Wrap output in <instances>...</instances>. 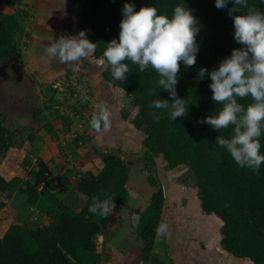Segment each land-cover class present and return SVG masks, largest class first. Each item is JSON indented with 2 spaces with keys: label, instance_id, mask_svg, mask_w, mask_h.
Instances as JSON below:
<instances>
[{
  "label": "trees",
  "instance_id": "1",
  "mask_svg": "<svg viewBox=\"0 0 264 264\" xmlns=\"http://www.w3.org/2000/svg\"><path fill=\"white\" fill-rule=\"evenodd\" d=\"M3 1L0 0L2 78L5 71L8 72L6 77L11 74L7 71L11 66L16 64L21 70L20 64L23 63L18 38L20 17L14 12H5ZM72 1L80 6V30H86L89 39L97 44L92 56L101 60L106 44L118 38L121 9L126 0ZM128 2L135 3L137 11L153 4L158 13L169 16L175 6L184 2L198 18L201 28L197 36L200 48L196 63L187 69L181 64L177 84L179 97H192L188 113L173 121L166 112L158 110L161 119L154 121L149 108L151 101L154 98L169 99V93L157 86V73L151 68L140 73L137 65L126 61L130 69L126 80H114L110 69L103 67L102 75L113 89L109 98L123 108L124 121L142 132L141 145L136 152L130 153L118 148H103L98 152V166L82 172L65 198L51 192L47 185L50 171L41 160L36 161V169L28 171L24 178L15 176L7 180L0 173V192L9 195L18 190L25 196L23 210L36 209L47 218L41 224L31 225L14 217L6 220V230L0 236V264H102L103 255L98 251L96 237L103 233L114 234L121 221L122 210L128 207L127 187L136 167L140 171L148 170L147 182L153 188L147 207L137 210L139 221L136 228L142 240L141 264H152L156 227L166 200L163 188L155 177L157 157H162L167 170L186 167L183 183L194 187L202 212L213 214L222 222L219 231L223 249L237 258H248L253 264H264V163L259 174L239 167L230 154L215 143L219 135L230 138L233 127L230 125L218 131L206 123H198L220 107L212 100L210 77L206 75L204 80H198V70L206 67L211 71L231 54L232 49L241 47L233 37V18L228 15L227 9L217 8L215 0ZM250 2L256 3L257 0ZM229 7L232 5L229 4ZM258 7L264 10V3H259ZM64 77L72 78V73L68 71ZM81 77L80 80L72 78L75 84H67L64 93L67 91L76 100L93 98L91 90H85L87 85ZM59 78L44 83L45 87L59 91L52 87V83ZM107 102L110 103V100ZM239 102L247 105L251 103V98L239 99ZM38 113V109L34 110L33 115ZM5 120V115L0 112V163L12 147L21 148L33 139L30 129L20 127L11 130ZM260 143V151L264 153V136L260 138ZM27 159L24 165L29 164ZM101 190L112 195L115 202L114 212L106 218L88 212L92 197L99 195ZM3 207L4 202L0 200V211Z\"/></svg>",
  "mask_w": 264,
  "mask_h": 264
},
{
  "label": "crops",
  "instance_id": "2",
  "mask_svg": "<svg viewBox=\"0 0 264 264\" xmlns=\"http://www.w3.org/2000/svg\"><path fill=\"white\" fill-rule=\"evenodd\" d=\"M24 2L29 4L32 18L37 20L34 25L32 24L31 35L25 33L30 40L28 44L27 42L24 44L27 48L23 50L21 70L15 64L7 70L11 73L9 76L6 77L8 72L5 71L3 80L12 91L8 95L10 98H1L0 112L5 115V123L11 130L15 129L17 119L24 113L27 125L22 127L30 129L33 139L31 143L21 148L12 147L3 156L0 173L7 180L15 176L24 178L28 171L36 169V161L41 160L47 164L50 171L47 185L51 192L65 198L74 188L82 172L94 170L98 166L100 163L98 152L105 147L118 148L127 153L136 152L141 145L143 134L124 121L121 110L123 108L109 98L113 89L102 75L103 65L100 64V59L90 54L79 61L78 65H65L60 64L55 58L48 57L44 51L52 39H57L60 35L79 33V5L73 7L68 0H23ZM23 12L27 13V9L21 10L20 13ZM22 65L30 80L20 79V76H25ZM68 71L83 76L81 79L87 85L86 89H89V86L94 96L97 93L98 98H95V101L110 100L108 105L112 123L107 132L103 130L96 132L93 129L88 132L85 126H74L75 124L71 127L72 123L78 121L77 115L84 107L82 98L76 100L69 94L66 98H55L57 96L55 93L48 96L44 83L58 76L64 77ZM82 72L90 73L89 77ZM9 77L11 81L8 82ZM18 90L19 93H16ZM47 96L48 98H45ZM37 109L39 113L34 116V110ZM72 128L76 131L80 128L82 136L76 137L77 134H73L75 136L73 138L68 135L67 140H73V144L68 142L67 145H63L60 143V137L72 133ZM26 159L29 161L28 165H24ZM140 164H143L142 161ZM160 166L163 167L164 162L156 160L155 167L159 172L162 168ZM138 171L140 172L136 167L132 173L136 174ZM133 174L127 187L128 207L122 210L121 221L116 226L114 234L103 233L104 241L97 246L103 255L102 264H141L142 240L136 232L139 221L137 210L147 207L153 188L147 182L146 175L144 177L141 174ZM156 176L157 180L158 177L160 179L158 182L166 197L160 222H166L169 230L165 237L155 235L152 264H253L248 258H237L223 249L219 231L222 222L213 214L205 215L202 212L195 189L179 190L177 187L166 185L160 173ZM175 177L170 176L169 179L172 181ZM24 198L25 196L18 190L9 195L0 192V200L4 202L1 212L11 208L12 210L8 212L9 217L12 216L20 222H29L31 216L25 213H31V208L23 210ZM39 213L40 220L47 221L46 216ZM2 228L0 236L6 230V224Z\"/></svg>",
  "mask_w": 264,
  "mask_h": 264
},
{
  "label": "clouds",
  "instance_id": "3",
  "mask_svg": "<svg viewBox=\"0 0 264 264\" xmlns=\"http://www.w3.org/2000/svg\"><path fill=\"white\" fill-rule=\"evenodd\" d=\"M259 3L264 0L256 3L215 0V6L227 9L233 18V37L241 47L232 49L231 54L211 71L200 67L197 77L198 80H204L206 75L210 77L212 100L220 106L198 123H206L218 131L231 125L232 136L219 135L215 143L230 154L239 167L249 168L256 174L264 163V153L260 151V138L264 136V10L258 7ZM121 12L118 38L106 44L100 64L110 69L114 80H126L130 72L126 61L137 65L140 73L153 69L159 77L158 88L169 93V99L154 98L149 104L153 120L159 122L161 119L158 110L166 112L173 121L186 116L192 97H179L177 84L181 64L187 69L196 63L200 48L197 36L201 28L198 18L184 2L174 7L171 16L158 13L153 4L137 11L135 3L128 0ZM96 47L86 30H80L77 35L52 39L44 51L60 64L75 66L94 53ZM246 97L251 98V103L239 102ZM94 108L89 121L91 129L107 132L112 123L109 105L101 100ZM114 209V197L103 190L92 197L88 206V212L100 218L108 217ZM168 230V224L161 221L156 235L165 237Z\"/></svg>",
  "mask_w": 264,
  "mask_h": 264
},
{
  "label": "rangeland",
  "instance_id": "4",
  "mask_svg": "<svg viewBox=\"0 0 264 264\" xmlns=\"http://www.w3.org/2000/svg\"><path fill=\"white\" fill-rule=\"evenodd\" d=\"M26 1H33V0H26ZM69 1H70V4L71 3L73 4V7L76 5L72 0H68V2ZM68 7H69V5H68ZM2 9L5 12H14V13H16L20 17V19H19L20 25H19V30H18L19 44H20V47H21V50H20V54H21L20 55V60H24L23 50L25 51L26 48H27L26 45H24V44L26 42L28 44V42L30 40L29 39V36L27 37L25 33L28 32V35L29 34L31 35V31L33 29L31 31H30V29L35 24V22H36L37 19L32 18V16H31L32 13H29V10H30L29 4H26L25 2L23 3V0H4L2 2ZM26 9H27V13H24V12L23 13H20L21 10H26ZM17 63H18V61H17ZM1 71L2 70H0V74H2ZM82 74L87 75L88 77L90 75V73H85V72H82ZM78 75L72 73V78H77L78 77V79L80 80V78H79ZM9 81H11V77L8 78V82ZM7 85L5 84V81L3 80V78L0 77V109L2 108L1 107V98H10L8 95L10 94L9 92L12 91V88L9 87V86H7ZM88 88L89 89H85V90H87V92H88V90L89 91L91 90L90 87H88ZM44 89H45V91H47L48 96H50L51 93H52V95H53V93H55V95H57V96H55V98H57V97L58 98H66V96L68 95L67 91H65V93H66V95H65L64 91H52L48 87H45ZM35 90H36V92H38V89L37 88H35ZM16 93H19V90L16 91ZM20 94H22V93L20 92ZM82 94H84V93L82 92ZM48 96L45 97V98H48ZM62 96H64V97H62ZM96 96H97V93L95 94V96L93 98H96ZM93 98H89L88 100L86 98H82L81 99V102H83V106L84 107H83L81 113L77 115V118H79L78 121L75 122V123H72L71 127L75 124L74 126H76V125L81 126V127H84L85 126L84 128H87L88 129V132H91L92 131L91 130V127L89 125V121L91 119L92 113L95 111L94 105L96 103H98L97 101H95V99L93 100ZM106 103L108 104V102H106ZM38 106H41V105H38ZM78 116H80V117H78ZM17 120H18V122L15 124V126H16L15 128H20V127H22L24 125H27L26 119H25V114L24 113ZM14 121L15 120H13V122ZM79 130H80V128H78L77 131L76 130H73V128H72V133L69 132L67 134H64L62 136L63 138L60 137V139H59L60 140V143H62L63 145H67L68 142H69V144H73V140L70 141V140H67V138L69 136L72 137L73 134H77L76 137L82 136L81 135V132L82 131H79ZM74 137L75 136H73V138ZM32 159H33V157H32ZM156 160H158L160 163L163 162L162 161V157H157ZM160 167H162V166H160ZM155 170H156L155 177L157 178L156 175L157 174L159 175V173H160V176H163L164 177L163 179L166 182V185H170L172 187H177L179 190H183V188H188L190 190H192V189L194 190V187L193 186H187V185H185L183 183V177L187 174L186 167L180 166V167H177V168H174V169H170V171H166L167 169H165L164 166H163L161 168L160 172L156 168H155ZM157 171H158V173H157ZM137 174H141L142 176H144V175L148 176V170H143L142 169L140 172L138 171L136 174H133V175H137ZM170 176H176L177 178L175 177V178H173L174 180L172 179V181H171L169 179ZM158 180L160 181L159 177H158ZM170 182H172V183H170ZM183 185L186 186V187H183ZM179 195H180V193H179ZM11 210H12L11 208H8L5 211H2V212L0 211L1 212V215H0V233L3 230L2 226L3 225L5 226V224L7 222L6 220L12 218V216L9 217V214H8V212L11 211ZM30 212L31 213H25V214H28L29 216H31L30 221H29V224L30 225L31 224H41L42 221H43V219L40 220V218H41L40 215H39L40 213L36 209H34L33 211L30 210Z\"/></svg>",
  "mask_w": 264,
  "mask_h": 264
},
{
  "label": "built area",
  "instance_id": "5",
  "mask_svg": "<svg viewBox=\"0 0 264 264\" xmlns=\"http://www.w3.org/2000/svg\"><path fill=\"white\" fill-rule=\"evenodd\" d=\"M69 83L75 84V81L72 78L61 77L52 83V87L57 88L59 91H64L65 86ZM146 264H150V262Z\"/></svg>",
  "mask_w": 264,
  "mask_h": 264
},
{
  "label": "water",
  "instance_id": "6",
  "mask_svg": "<svg viewBox=\"0 0 264 264\" xmlns=\"http://www.w3.org/2000/svg\"><path fill=\"white\" fill-rule=\"evenodd\" d=\"M21 68H22V71H24V74H25V77L27 78V80H30L31 78L27 74L25 68L23 66H21ZM103 241H104V238H103L102 234L97 235V237H96V244H97V246L98 245H101V243H103Z\"/></svg>",
  "mask_w": 264,
  "mask_h": 264
},
{
  "label": "flooded vegetation",
  "instance_id": "7",
  "mask_svg": "<svg viewBox=\"0 0 264 264\" xmlns=\"http://www.w3.org/2000/svg\"><path fill=\"white\" fill-rule=\"evenodd\" d=\"M22 75H23V74H22ZM20 79H22V80H24V79H25V80H27V79L25 78V76H24V75H23V77H22V76H20ZM25 80H24V81H25Z\"/></svg>",
  "mask_w": 264,
  "mask_h": 264
}]
</instances>
